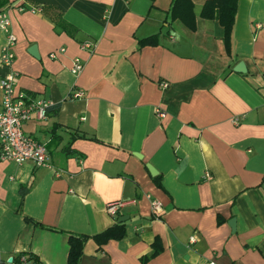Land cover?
I'll return each mask as SVG.
<instances>
[{"label": "crops", "instance_id": "1", "mask_svg": "<svg viewBox=\"0 0 264 264\" xmlns=\"http://www.w3.org/2000/svg\"><path fill=\"white\" fill-rule=\"evenodd\" d=\"M172 1L0 0L18 88L53 101L46 120L24 125L48 163L0 160V264L28 253L65 264L68 233L120 216L124 237L89 238L79 264H264V0H238L230 52L219 21L200 16L205 0H192L194 31L171 20ZM154 33L156 44L138 45ZM5 41L0 31V51ZM240 60L246 73L233 69ZM9 71L0 61V78ZM117 200L127 204L112 216Z\"/></svg>", "mask_w": 264, "mask_h": 264}, {"label": "built area", "instance_id": "2", "mask_svg": "<svg viewBox=\"0 0 264 264\" xmlns=\"http://www.w3.org/2000/svg\"><path fill=\"white\" fill-rule=\"evenodd\" d=\"M23 10V7H18ZM38 8H31V12L37 11ZM0 31L6 36V41L0 51V61L10 71L0 78V160L15 161L19 164L31 162L35 166H44L48 163V151L46 144L36 139L34 136L24 131V125L33 116L43 121L48 117L49 108L53 105V101L49 98H35L32 94L21 90L17 86L18 73L12 69L15 59L14 46L16 44V36L11 29V18L7 10H0ZM82 49L93 52L95 48L94 40H86L80 43ZM60 48V51H64ZM50 57H55L56 52L52 51ZM84 68V62L80 57H74L71 64V72L75 75L81 73ZM264 83V74L261 76ZM166 82H160V86L167 87ZM73 98L83 96L82 91L73 90L71 93ZM157 114L161 117L165 115L164 111L157 110ZM234 118L232 122L236 123ZM205 176L209 174L205 173ZM127 204L126 201L117 200L107 203L106 211L116 216ZM151 210L155 216L162 212V205L159 201H152ZM190 241H195V236L190 237ZM23 264H30L27 256L20 258ZM203 264H215L213 261H206Z\"/></svg>", "mask_w": 264, "mask_h": 264}, {"label": "trees", "instance_id": "3", "mask_svg": "<svg viewBox=\"0 0 264 264\" xmlns=\"http://www.w3.org/2000/svg\"><path fill=\"white\" fill-rule=\"evenodd\" d=\"M238 0H205L202 5L200 16L205 19H217L223 27V42L227 52H230L231 36L235 20V13ZM171 20H180L188 29L194 31L196 29V15L194 12V3L192 0H173L170 8ZM158 42L157 33L150 34L138 40L139 46L153 45ZM159 184V177H155ZM29 221L36 222L25 216ZM125 235L123 222H115L107 229L93 235L68 233V256L65 264H79V260L83 254L84 244L89 238H93L99 245L110 239H121ZM161 246L155 245L153 254L159 252ZM30 264H40L38 258L31 254H27ZM10 264H23L20 258L10 262Z\"/></svg>", "mask_w": 264, "mask_h": 264}, {"label": "water", "instance_id": "4", "mask_svg": "<svg viewBox=\"0 0 264 264\" xmlns=\"http://www.w3.org/2000/svg\"><path fill=\"white\" fill-rule=\"evenodd\" d=\"M29 52L34 56V57H38V53H37V50H36V47L35 45H31L29 47ZM234 71L236 72H239V73H246L247 72V69H246V65L244 63L243 60H240L238 61L234 67H233ZM137 157H141V155L139 153H134ZM146 167L147 169L149 170L150 174L152 176H155L157 174V171L152 167V165H150V163H146ZM127 217L126 216H120L118 218V221L121 222V221H124L126 220ZM232 231H234L236 229V220L235 218H231L229 219L228 221ZM9 261H11V259H9Z\"/></svg>", "mask_w": 264, "mask_h": 264}]
</instances>
